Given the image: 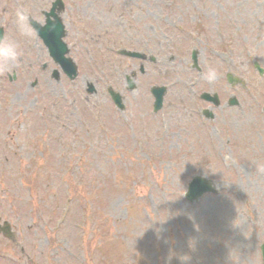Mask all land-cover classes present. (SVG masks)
I'll list each match as a JSON object with an SVG mask.
<instances>
[{"label":"rangeland","instance_id":"374dc122","mask_svg":"<svg viewBox=\"0 0 264 264\" xmlns=\"http://www.w3.org/2000/svg\"><path fill=\"white\" fill-rule=\"evenodd\" d=\"M52 1L0 0L3 36L22 51L10 74L0 72V222L14 234L0 236V264H261L264 75L252 62L264 70V0H63L74 21L65 40L73 82L51 79L57 68L41 42L16 29L18 7L42 23ZM225 73L243 86L230 89ZM152 86L166 88L155 115ZM214 91L221 104L206 121L197 98ZM230 95L238 107L222 104ZM194 176L216 193L189 204L182 195Z\"/></svg>","mask_w":264,"mask_h":264},{"label":"water","instance_id":"95a60500","mask_svg":"<svg viewBox=\"0 0 264 264\" xmlns=\"http://www.w3.org/2000/svg\"><path fill=\"white\" fill-rule=\"evenodd\" d=\"M38 35L43 40L44 44L49 50V54L55 60L56 63L60 66L62 71L70 78L75 76V68L69 60L63 59V55L66 52L65 46L60 42V37L62 36L61 27L58 25V21L55 19L53 23H49L43 30L38 32ZM129 57H137L135 54H124ZM88 93H91L92 90L88 89ZM155 103L154 111H157L160 108L161 97L163 90H154ZM111 98L114 104L122 109L121 100L118 95H111ZM209 185L203 179L195 178L193 182L188 187V192L186 194V199L190 202L196 200L202 193L209 191ZM263 263H264V246L261 248Z\"/></svg>","mask_w":264,"mask_h":264},{"label":"clouds","instance_id":"9594fccd","mask_svg":"<svg viewBox=\"0 0 264 264\" xmlns=\"http://www.w3.org/2000/svg\"><path fill=\"white\" fill-rule=\"evenodd\" d=\"M15 25L17 31L26 39H32L36 35L33 26V12L24 7H18L15 10ZM22 56L20 43L12 38L0 35V72L10 74L12 69L19 63ZM217 71L210 68L204 74V79L213 83L217 79Z\"/></svg>","mask_w":264,"mask_h":264},{"label":"flooded vegetation","instance_id":"af4514ba","mask_svg":"<svg viewBox=\"0 0 264 264\" xmlns=\"http://www.w3.org/2000/svg\"><path fill=\"white\" fill-rule=\"evenodd\" d=\"M69 25H72V21L71 20L69 21Z\"/></svg>","mask_w":264,"mask_h":264}]
</instances>
